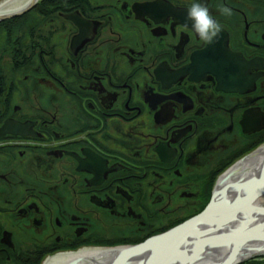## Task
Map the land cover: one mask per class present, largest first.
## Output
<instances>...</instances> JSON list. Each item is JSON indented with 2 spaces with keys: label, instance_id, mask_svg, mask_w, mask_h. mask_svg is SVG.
Returning <instances> with one entry per match:
<instances>
[{
  "label": "flooded vegetation",
  "instance_id": "flooded-vegetation-1",
  "mask_svg": "<svg viewBox=\"0 0 264 264\" xmlns=\"http://www.w3.org/2000/svg\"><path fill=\"white\" fill-rule=\"evenodd\" d=\"M193 2L40 0L0 29V126H24L0 137V264L141 245L264 147V0H203L211 43Z\"/></svg>",
  "mask_w": 264,
  "mask_h": 264
},
{
  "label": "water",
  "instance_id": "water-1",
  "mask_svg": "<svg viewBox=\"0 0 264 264\" xmlns=\"http://www.w3.org/2000/svg\"><path fill=\"white\" fill-rule=\"evenodd\" d=\"M37 2L38 0H6L0 4V22L17 18L27 13ZM64 17L79 27L80 35L76 39L78 40L83 34V27L87 24L77 14L66 15ZM23 132V125L12 120H7L0 128V137L7 133L22 134ZM231 174L233 175V172ZM253 182H257L260 187L254 193L249 194L248 188ZM235 184L238 186L236 187L237 190L234 183L217 186L213 192L211 201L200 214L139 246L117 251L114 254L115 257H112L107 264H153V262H156L152 260L155 248H171L173 238L179 235L183 236L180 240L179 238L176 240H179L175 245L176 250H181L183 253L190 251L194 254L193 256L190 255L192 258L183 259L181 262L175 261L179 264H240L252 257L263 255L264 253H256L255 251H261L264 248L257 249L255 245L259 239H264V218L262 219L264 217V206L259 202L260 198H264V167L261 168L255 178L250 177L244 182L240 181ZM262 185L263 188L261 189ZM220 206H224V208L219 211ZM239 206L242 207L240 208ZM239 209L247 210L248 213L242 210L246 214L253 213V217H251L253 223L248 224V226L251 228L250 231L255 230L259 232L261 238L252 240L253 234H250V231H246L248 230L247 226V228L239 232L240 234L234 232L236 234V242H233V245L228 244L230 249L225 256L209 259L211 258V253H213L208 249L209 246L213 247L211 242L221 240L222 237L228 238L233 236L231 232L246 222L245 219L238 221L236 216L239 213L237 212ZM226 210H231V212L221 221L218 213ZM208 217L210 221H208ZM222 232H224V235ZM246 232L248 233L245 234ZM195 233L205 239V250L203 248L198 249L201 239L195 238ZM93 262L98 264L105 263L96 260L94 257L91 259L74 258L66 264H94ZM175 262L167 261L166 264H175Z\"/></svg>",
  "mask_w": 264,
  "mask_h": 264
},
{
  "label": "bare ground",
  "instance_id": "bare-ground-1",
  "mask_svg": "<svg viewBox=\"0 0 264 264\" xmlns=\"http://www.w3.org/2000/svg\"><path fill=\"white\" fill-rule=\"evenodd\" d=\"M242 165H238L235 166L233 169H231L232 171L225 174L220 180H219V185H226L224 184L226 181L229 184H233L235 185V189L237 186V182H244L246 180H248L250 177L255 178L256 175L260 172L261 168L264 167V147L259 149L255 154H253L251 157L247 158L246 160H243ZM235 172L234 176L231 175L232 172ZM259 171V172H258ZM260 187V185L257 182H253L252 185H250V187L248 188V193H254L256 190H258ZM263 188V185L261 186V189ZM237 190V189H236ZM264 200V199H263ZM242 204V203H241ZM261 204H264V201L261 202ZM240 208L242 206H239ZM224 208V206H220L219 207V211L222 210ZM244 212H247V210L242 209ZM242 210H238L237 212H239L237 214V219L238 221L240 219H245L246 222L244 224H242L241 226H238V228L236 230H234L233 232H231V235L228 237L227 235H225L228 238L222 237L221 240H214L211 242L213 247H208V249L210 250L211 253L209 259H214L217 257H223L226 255V253H228L230 247H228V244L233 245V242H236V237L234 234L241 232L243 229L247 228L248 224H252L253 220L251 219V217H253V213H249L246 214L244 212H242ZM231 210H226V211H221L219 212V216H220V220L223 221V219H225L229 214H230ZM262 216V215H260ZM213 217V216H212ZM215 217V216H214ZM216 218V217H215ZM264 217H262L263 219ZM208 221H210V218H207ZM236 224V223H235ZM251 228H249L248 226V230L246 231H250ZM192 232V231H191ZM190 232V233H191ZM248 232H246L245 234H247ZM250 234H253V238L254 239H258L261 238V235L259 234V232L252 230L249 232ZM222 234L224 235V232H222ZM183 235H179L173 238L172 240V247L167 249L166 247L162 248L160 247V249H158V247L155 248V251H153V256H152V260L156 261L153 262V264H166L167 261H183V259H188V258H192V256L194 255L192 252L188 251L186 253H183L181 250H176V243L179 242V240L182 238ZM179 238L178 241H176ZM195 238L197 239H201L200 243L198 245V249H204L205 250V245H204V240L203 238H201L199 235H197L195 233ZM207 240V239H206ZM197 241V240H196ZM230 245V246H231ZM257 247V249H263L264 248V239H259L258 242L255 245ZM264 250L261 251H255L256 253H261ZM117 251H105L102 252L101 250H85V251H79L77 253H72V254H65V255H61L59 256V258L57 259H53L51 261H48V263L46 264H66L67 262L71 261V259L74 258H79V259H91V258H96V260L101 261L103 260L104 262H109L112 257H115V253ZM253 254V253H252ZM192 255V256H190ZM94 264H98L96 262H93ZM175 264H179L176 263Z\"/></svg>",
  "mask_w": 264,
  "mask_h": 264
},
{
  "label": "clouds",
  "instance_id": "clouds-1",
  "mask_svg": "<svg viewBox=\"0 0 264 264\" xmlns=\"http://www.w3.org/2000/svg\"><path fill=\"white\" fill-rule=\"evenodd\" d=\"M187 19L192 22V30L198 37L208 43H211L221 30V25L204 6L203 0H194L188 8Z\"/></svg>",
  "mask_w": 264,
  "mask_h": 264
},
{
  "label": "trees",
  "instance_id": "trees-1",
  "mask_svg": "<svg viewBox=\"0 0 264 264\" xmlns=\"http://www.w3.org/2000/svg\"><path fill=\"white\" fill-rule=\"evenodd\" d=\"M4 39H5V38H4ZM15 41H16L15 39L12 41V38H10V37H6V39L4 40V42L6 43V44H4V45H6V46H3V42H2V40L0 39V58H2L3 55H7V54H8L9 49L7 48V46L11 47L12 43H14ZM0 60H1V59H0ZM5 66H8V65L5 64V63L1 60V62H0V70H1V69H5ZM1 72H2V70H1ZM2 83H3V82H2ZM2 83H1V84H2ZM244 264H264V263H262V262L257 263V262H254V261H250V262H246V263H244Z\"/></svg>",
  "mask_w": 264,
  "mask_h": 264
},
{
  "label": "rangeland",
  "instance_id": "rangeland-1",
  "mask_svg": "<svg viewBox=\"0 0 264 264\" xmlns=\"http://www.w3.org/2000/svg\"><path fill=\"white\" fill-rule=\"evenodd\" d=\"M5 70H6V72L10 71L11 70L10 66H5ZM7 74H9V73H7Z\"/></svg>",
  "mask_w": 264,
  "mask_h": 264
}]
</instances>
